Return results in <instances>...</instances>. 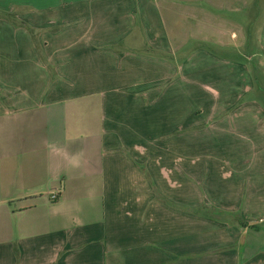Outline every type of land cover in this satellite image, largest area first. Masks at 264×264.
I'll use <instances>...</instances> for the list:
<instances>
[{
  "label": "crops",
  "instance_id": "0c3cea01",
  "mask_svg": "<svg viewBox=\"0 0 264 264\" xmlns=\"http://www.w3.org/2000/svg\"><path fill=\"white\" fill-rule=\"evenodd\" d=\"M263 224L264 0H0V264H264Z\"/></svg>",
  "mask_w": 264,
  "mask_h": 264
},
{
  "label": "rangeland",
  "instance_id": "374dc122",
  "mask_svg": "<svg viewBox=\"0 0 264 264\" xmlns=\"http://www.w3.org/2000/svg\"><path fill=\"white\" fill-rule=\"evenodd\" d=\"M256 23H257V21H256ZM246 52L247 51H245L243 54L247 55L248 52L247 53ZM226 54L233 55L234 53L226 52ZM253 229H254V231H256V234L259 236L258 242H256V243H260L261 247H264V224L255 226Z\"/></svg>",
  "mask_w": 264,
  "mask_h": 264
},
{
  "label": "built area",
  "instance_id": "2783aa9c",
  "mask_svg": "<svg viewBox=\"0 0 264 264\" xmlns=\"http://www.w3.org/2000/svg\"><path fill=\"white\" fill-rule=\"evenodd\" d=\"M57 197H58V193H57V192H51V193L49 194V199H50L51 201L56 200Z\"/></svg>",
  "mask_w": 264,
  "mask_h": 264
},
{
  "label": "trees",
  "instance_id": "16d2710c",
  "mask_svg": "<svg viewBox=\"0 0 264 264\" xmlns=\"http://www.w3.org/2000/svg\"><path fill=\"white\" fill-rule=\"evenodd\" d=\"M243 224V223H242Z\"/></svg>",
  "mask_w": 264,
  "mask_h": 264
}]
</instances>
